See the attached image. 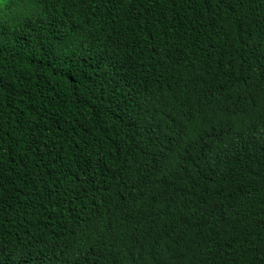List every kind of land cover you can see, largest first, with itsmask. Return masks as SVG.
Instances as JSON below:
<instances>
[{
  "label": "trees",
  "instance_id": "trees-1",
  "mask_svg": "<svg viewBox=\"0 0 264 264\" xmlns=\"http://www.w3.org/2000/svg\"><path fill=\"white\" fill-rule=\"evenodd\" d=\"M0 264H264V0H0Z\"/></svg>",
  "mask_w": 264,
  "mask_h": 264
}]
</instances>
